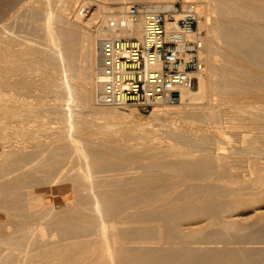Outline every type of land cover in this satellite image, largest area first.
I'll return each mask as SVG.
<instances>
[{"label": "bare ground", "instance_id": "bare-ground-1", "mask_svg": "<svg viewBox=\"0 0 264 264\" xmlns=\"http://www.w3.org/2000/svg\"><path fill=\"white\" fill-rule=\"evenodd\" d=\"M24 1L21 5L19 2L16 3H19L17 9L14 8V4L10 5L9 1L4 5L1 2L3 6L0 8V142L8 143V145L0 146V239H2L0 242L7 244L13 250L16 246H20L21 243L17 245L20 241L19 237L12 238L13 234H11L9 238L6 234L18 226L20 228L31 226L32 224L29 223L43 216L39 215V211L49 207L50 212L46 213L48 218L46 223L52 226L54 231L56 230L57 240L50 239L53 234L47 237L48 240L43 238V232H41L42 235L39 233L41 236H38L39 239L38 237L36 241L33 239L34 243L41 244V247L38 244L41 249L45 247L41 252H37L42 258V260L36 258L41 261L40 264H258L259 261L256 262L253 258L255 251L252 253L246 247L245 250L243 248L242 250H239L240 248L229 249L230 247L222 250L221 248L214 254V249L218 247L220 249L223 244L218 247L210 245L207 247L203 246V243L213 242L214 244L217 240L222 241V238L230 236L229 230L234 232L230 236L232 239H237L238 234H241L239 233L241 229L239 230L237 225H232L224 218V215L234 210L235 204L237 208H240L239 203L241 205L244 201L241 199L240 202L237 190L243 189L241 191L244 192L245 187L251 185V188L257 190L255 191L257 194L259 193L257 196H263L264 193V161H258L259 167L251 169V176V172L255 175L254 181L246 177L245 180L243 174L241 175L243 163L247 157L251 154H262L263 157L264 154L261 148L262 146L264 149V5L260 3V0H219L218 7L221 6L219 9L221 12L226 11L224 17L229 19L225 23L226 28L220 25L223 30H227L224 37L226 36L225 41L228 43L226 45L230 54L228 57L232 60L226 67L219 68L216 87H212L211 80L208 78L210 76H207V69L208 66H214L215 61L208 55L206 37H201L204 43L202 56L204 70L198 76V88L191 91L180 90L178 99L173 103L156 105L152 109L150 118L157 128L152 131L150 128L151 133H147L145 137L135 134L136 130L142 129L141 124L132 125L116 121L117 115L114 113L118 112L122 114L120 116H124L118 108L125 107H107L97 103L99 97L97 84L99 40L104 36L139 38L142 35V21L139 20L124 29L111 30L107 27L109 19L106 21L107 14L104 12L102 16H99H101V21L106 23L103 25L101 22L102 25H99L93 33L89 29L90 22L84 23L80 18L83 16L82 13H76V18L74 16L76 20L73 18L74 21L71 22L66 18L67 22L64 17L66 9L60 5L64 4H59L61 0H58L59 5L56 8H53L56 5L53 2L52 9L49 6L50 10L44 7L48 1L45 3L41 0L43 12L48 11L47 17L41 14L46 17L42 19L48 20L51 24L44 25L46 26L43 30L44 35L39 37L44 23H39L40 19L32 14L31 18L36 17L37 21L39 20L38 23L42 24L41 28L43 27L41 30L37 27L39 32L36 27H33L36 28L35 30L31 28L34 32H38L37 37L41 38L38 42L42 47L38 42L35 43L36 37V39L32 38L36 36L32 30L33 36L30 35L32 33L29 34V31H24L36 41H33L34 44L27 41L29 44L24 45L21 37L19 39V36H16L20 34V32L16 33L21 31L18 27L22 26L23 19L19 20L20 23L22 22L21 25L16 26V35H9L14 30V25L11 23L15 24L13 19L17 17L21 8L29 7L30 11L36 13L37 2L33 1L36 2L33 5L32 1L28 3ZM38 1L40 4V0ZM129 1L115 0V8L110 9L113 19L121 18ZM139 1H143L147 8L153 10H170L174 5V0ZM187 1L189 0H183V2ZM68 2L65 3L68 4ZM194 3L198 14L199 32V29L204 28L207 9L203 0H194ZM32 5L36 10H33ZM41 8L38 7L37 11H41ZM10 11L13 12L9 13ZM97 11L100 12L99 8ZM26 14L20 15L23 17ZM28 17H30L29 12ZM31 24L34 26L35 23L31 22ZM218 27H213L216 29L214 30L215 36L213 34L214 38L220 35L223 37ZM217 31L220 33L219 36H217ZM21 34L23 36V33ZM29 35L26 39L30 38ZM18 39L19 45L22 41L24 46L16 45ZM216 66L220 65L216 64ZM36 90L41 91L43 95L34 96ZM47 94H53V97L46 96ZM44 97H51L52 101L45 103L42 101ZM35 98L36 101H34ZM66 98L69 99L67 101L71 102L72 99L74 101L67 103L64 101ZM91 108H94L97 114L93 112L92 115L105 119L104 123H101L102 121L98 124L94 123L95 118L91 116L89 118L93 120H90L87 118L88 114L85 117L82 116L85 115L82 114L83 111L88 112ZM105 108H112V110L102 111ZM53 120L62 121L65 125L51 126ZM114 127L116 129H113ZM160 127H166V130ZM117 129L123 132L122 135H126L124 137L130 136L132 139L145 140L146 144H144L148 148L142 144L145 149L138 152L134 150V153H131L133 149L130 145L129 148L132 151L126 146L124 153L122 152L124 144L121 145L120 142L118 147L105 144V142L114 143L118 136L115 137L116 139L112 136V142L104 137L111 136L114 134L112 131L117 132ZM194 131L196 134L192 135ZM197 132L202 134H197ZM97 134L101 135V137L98 136L101 141L95 140L94 136ZM165 134L169 135L171 142L163 140L167 138ZM229 137H235L234 140L239 139L240 142H246L248 145L239 148L233 145L232 141L229 144ZM121 138L123 136L119 139ZM138 140L134 139L137 142ZM140 146L137 148L140 149ZM128 149L130 152L127 151ZM86 157L90 158L91 162L93 158L101 160L98 159L100 160L98 165L94 166L89 160L86 162ZM132 158L136 159L134 161L136 164L130 160ZM128 159L132 161V164L126 162L127 165H135L134 167L141 169L143 174L135 173L136 169H131L132 167L130 169L135 172L128 170L126 165L119 163V160L124 162ZM145 159H148V162H144ZM81 164L84 165L81 168L86 167V170L82 168V172L79 170ZM120 164L123 170L120 169ZM244 164L246 165L247 162ZM48 165H52L51 169ZM108 171V175L114 172L109 176L113 179V182L111 181L113 188H109L110 182L108 181L107 185L104 180L95 181L96 185H93L92 175L95 172L100 175ZM225 176L231 179H227L228 185L220 181L226 178ZM248 181L253 183L250 182V184ZM64 186L65 188L62 189ZM178 186H183L184 189L181 190L179 187L181 191L176 189L171 196L172 189L169 187ZM66 187L69 188L70 200L74 199V202L79 204L75 206L77 208L63 207L60 209V203H65L67 199L65 197L69 196ZM80 187H83L82 190ZM84 187L89 193L85 192ZM166 189H170V193ZM64 190L65 194L67 192L66 196L62 193ZM82 192L91 195L90 198H87L88 196L83 198L86 194ZM250 192L249 194L239 193L247 196L242 197L248 198L254 193ZM165 193L170 195H165ZM250 200L242 204L248 206L247 203ZM138 204L142 206H140L139 213L137 212L139 208H136V211L132 209V211L139 214L138 219L141 218L139 224L142 225L141 223H145L146 220L156 221V226L153 227V222L152 226H137L138 219L133 217L135 213H129V211H131L130 207ZM127 214L137 219L136 226H134L133 218L130 219L131 221H128L129 217L124 218ZM6 215L7 221L4 222ZM13 216H20L18 218L22 217V219L16 222ZM123 218L127 222L122 221ZM186 220L188 222L183 224ZM207 220L211 222L210 225L217 226L209 231L207 230L210 225L205 226L206 231L201 227L189 228V225H200L199 223ZM262 221H260L262 227L261 229L259 227L260 232L257 237L264 241V220ZM110 222L116 224L111 223L109 226ZM129 223H133V226H125ZM117 224L121 226L115 227ZM107 225L109 229L111 227V230H107L110 233L105 232ZM183 225L188 226L187 229ZM24 228L21 230L24 231ZM17 233L20 232L17 231ZM32 236L34 237V234ZM201 238L203 242H196ZM194 244H199V246H194ZM0 250L2 251V248ZM10 252L12 253H9L10 255L4 258V261L0 259L3 261L1 264L19 262V259H15L16 254L13 251ZM35 252L33 255L39 256ZM27 254L30 255V253ZM21 258L22 261L23 257Z\"/></svg>", "mask_w": 264, "mask_h": 264}, {"label": "rangeland", "instance_id": "rangeland-1", "mask_svg": "<svg viewBox=\"0 0 264 264\" xmlns=\"http://www.w3.org/2000/svg\"><path fill=\"white\" fill-rule=\"evenodd\" d=\"M8 1H9V3L11 2V4L10 5H13L14 4V8L15 9H17V7H19V5H21V3H23L21 0H19V1H16L15 2V0H0V8H1V6H3L4 4H6V3H8ZM14 1V2H13ZM32 1V3H33V5H34V3H36L37 2V6L38 7H42L41 8V11H42V13H41V11L39 10V11H37L38 10V7H36L37 8V10H36V8H35V6H33V10L35 9L36 10V13L34 12V11H30V8L29 7H27V9L26 8H24V9H20V12L18 13V15H17V17L16 18H14L13 20H14V22H15V24L12 22L11 24H13L14 25V30H13V32H12V34H9V33H11V32H9L8 34L9 35H16V34H18L19 32H20V34L19 35H16V36H19L18 38L20 39V37H21V39L24 41V45H25V43H27V44H29V42H27V41H30V44H34L33 43V41H36L35 43H37L41 38H39V37H43V35H44V32H43V30H45V27L46 26H44V25H47L48 26V24L50 23L48 20H43L44 18H46L47 16H46V13H48V11L46 10V12H43V6H41L42 4H41V2L42 1H44L45 3L48 1H52V0H40V4H39V1L38 0H25L24 2L25 3H28V2H31ZM33 1H36V2H33ZM60 1V0H59ZM113 1V2H112ZM129 1V0H128ZM177 0H174V3L176 2ZM189 1H191V0H189ZM194 1V0H193ZM204 2H205V5H206V17H205V25H204V28L202 27L201 29H203L202 31H201V29H199V34H200V37H203V36H205L206 37V39H207V51H208V55H210L209 57L210 58H212L213 59V61H215V63L213 64L214 66H208L209 68L207 69V76H210V77H208L210 80H211V85H212V87H216V81L218 80L217 79V77H219L218 76V73H219V68L221 67V69L222 68H224V67H226L227 65H228V62H230L231 60H232V58H230V57H228V55H230L229 54V50H228V46H226L228 43H226L227 41H225L226 40V36L224 37V33H226L227 32V30H223V28H222V26L224 27V28H226L227 26H226V21H227V19H228V17H226V20H224L225 19V17H224V15H225V9H224V11L225 12H221V9H219V8H221V6H219L218 7V3L220 2L219 0H203ZM261 1H264V0H260V3L262 4V5H264V2H261ZM3 3V5H2V3ZM17 2H19L18 4H16ZM43 2V3H44ZM46 3L45 5H44V7L46 8V9H48V10H50L49 9V6H51V4H53L54 5V3L53 2H55L56 3V5H54V7L53 6H51L50 8L52 9V7L53 8H56V6L58 7V5L60 4V3H63L64 5H62V4H60L61 6H64L65 7V9H66V12H64L65 13V15H64V13H63V15H64V17H65V20H66V18H67V20L69 21V22H71V21H74L73 20V18H74V16H75V18H76V13L78 14H80V13H82V15L83 16H80V18H82V21L85 23H87L88 21L90 22V27H89V29L94 33V30H96V28L99 26V25H102V24H100L102 21H101V16H102V13H104V14H107L106 16H107V19H106V21L109 19H111L112 18V13H111V10H113L114 8H115V4H114V2H115V0H70L69 2H68V0H64V2H63V0H61L60 2H59V4L57 3L58 2V0H53L52 1V3L50 2V3ZM65 2H68V4L67 3H65ZM72 2V3H71ZM74 2V3H73ZM143 3V1L141 2V1H139V0H131V1H129V2H127V5L128 6H130V5H132V4H142ZM47 4H49L48 5V7H46V5ZM65 4H67L66 6H68L69 4L71 5H69L68 7H66L65 6ZM89 4V5H88ZM144 4V3H143ZM9 5V4H8ZM16 5H18V6H16ZM102 7V9H100V7ZM107 5V6H106ZM127 6V7H128ZM70 7V8H69ZM29 8V9H28ZM98 8H99V10H100V12L99 11H97L98 10ZM40 9V8H39ZM64 9V10H65ZM108 9V10H107ZM111 9V10H110ZM24 12H22V11ZM32 10V9H31ZM106 10V11H105ZM222 10H223V8H222ZM45 11V10H44ZM69 11V12H68ZM108 11H109V13H108ZM13 11H10L9 13H12ZM22 12V13H21ZM25 12H27V14L25 13ZM28 12H29V16L30 17H28ZM37 12H39L38 14H39V16H38V14H37ZM66 13H67V15H66ZM97 13V14H96ZM223 13V14H222ZM227 13V12H226ZM20 14H22V15H24V14H26V16H21ZM31 14V15H30ZM32 14H35V16H37V19H40V22H39V20L37 21V19H36V17H34L35 19H33V18H31L32 17ZM41 14L42 15H45V16H41ZM112 14V15H111ZM21 16V18H20V16ZM99 15H101V16H99ZM18 16H19V19H18ZM30 18V19H33L34 21H36V22H34L33 20H30V19H28V18ZM40 17V18H39ZM42 17H44L43 19H42ZM74 18V19H75ZM16 19V20H15ZM23 19V23H22V26H20V27H18V25L20 24L21 25V23H20V21ZM24 19H25V21H24ZM28 21H27V20ZM42 19V20H41ZM48 19V18H47ZM12 20V21H13ZM20 20V21H19ZM66 20V21H67ZM76 20V19H75ZM229 20V19H228ZM30 21V22H29ZM47 21V22H46ZM67 21V22H68ZM92 21V22H91ZM17 22H18V24H17ZM25 22V23H24ZM31 22L32 23H35L34 24V26H33V24H31ZM44 23L43 24V29L41 28V26H42V24L40 25L39 23ZM52 22V21H51ZM27 23V24H26ZM30 23V24H29ZM103 23V22H102ZM106 23V22H105ZM105 23H103V25L105 24ZM17 24V25H16ZM29 24V25H28ZM38 26H37V25ZM51 24V23H50ZM49 24V25H50ZM208 24V25H207ZM222 26H221V25ZM224 24V25H223ZM28 26V28H27V26ZM39 25H40V27H39ZM54 25V24H53ZM215 25H220L219 27L218 26H215ZM18 27V30H21V31H18L17 32V27ZM207 26H209L208 28H210V29H208L207 28ZM33 27H38L40 30L42 29V31H40L38 28L36 29V28H33ZM213 27H218V29H221V30H218L221 34H223L222 36L223 37H221V35L219 36V32H218V35L217 36H219V37H215L214 38V36H215V32H214V30H216L215 28H213ZM19 28H21V29H19ZM23 28V29H22ZM26 28V29H25ZM31 28H33L34 30L36 29V30H38V32H39V37H37V31H33ZM207 28V29H206ZM28 29V30H27ZM16 30V31H15ZM24 30H26V31H29V34L30 33H32L31 32V30L33 31V33L35 34L36 33V36L32 33V34H30V35H34V37H32V36H30L27 32V35H29L30 36V38L28 37L27 39H26V34H25V31ZM197 30H198V26H197ZM210 30H211V32H210ZM24 31V32H23ZM15 32H17L16 34H15ZM208 32H210L209 34H208ZM214 32V33H213ZM7 33V32H6ZM21 33H23V36H22V34ZM206 33L208 34V35H206ZM8 34H5V36H8ZM213 34H214V36H213ZM26 35V36H25ZM208 36V37H207ZM209 36H211V37H209ZM24 37H25V39H24ZM33 39H36V40H32V38ZM36 37V38H35ZM15 39H16V37H14ZM39 38V39H38ZM220 38V39H219ZM19 39H18V41H16V45L17 46H19V47H21L23 44H22V41H21V45H19L20 43H19ZM224 39V40H223ZM17 40V39H16ZM218 42V44H217V42ZM32 42V43H31ZM224 42V43H223ZM40 42H38V44H39ZM23 45V46H24ZM39 45H41V44H39ZM223 45V46H222ZM41 47H42V45H41ZM97 46H95V48H96ZM209 49H210V51H209ZM217 51V52H216ZM219 51V52H218ZM218 53V54H217ZM220 53V54H219ZM225 56V57H224ZM228 57V59H226ZM83 64V63H82ZM216 64L218 65H220V66H216ZM224 66V67H223ZM205 67H206V63H205ZM214 67V68H213ZM208 74H210V75H208ZM198 81H199V79L195 82V85H194V88H193V90H196L197 88H198ZM38 90H36V91H34V96H36V95H38V94H40L39 95V97L40 96H42L43 94L42 93H40V92H37ZM46 96H51V97H53V94H47ZM51 97H44L43 98V100L42 101H44L45 103H47V102H50V101H52V99H51ZM47 99H49V101L47 100ZM55 99V98H54ZM53 99V100H54ZM72 99V98H71ZM70 99V100H71ZM67 100H69V99H67L66 98V100H64V101H66L67 103H71L72 101H74L73 99L71 100V102L70 101H67ZM34 101H36V98L34 99ZM33 101V102H34ZM156 106H154L153 108H150V109H148V110H141V109H137V108H135V107H132V106H126L125 108H118V111H120L121 113H123V115L124 116H120V115H122V114H119L118 112H115L114 114L115 115H117V119H116V121H122V122H126V124H134V125H137V124H141L142 125V129L141 130H136L135 131V134L137 135V136H141V137H145V135L147 134V133H151V131H152V129L154 130V129H156L157 128V126H154V123H152V122H154L153 120H151V112L153 111L152 109H154ZM107 110H112V108H105V110H102V111H107ZM92 112V113H91ZM95 113V115H97L96 114V111L94 110V108L92 109H90V111H83V113L82 114H85V115H82V116H86L87 114L89 115L87 118H89V117H91V118H95V120L93 121L94 123H96L97 122V124L98 123H100L101 121V123H104L105 122V119H101L100 117L99 118H97V116H94V115H92V114H94ZM122 117H124V118H122ZM132 118V119H131ZM163 118V117H162ZM90 119V118H89ZM93 119H90V120H93ZM130 121V122H129ZM54 123V124H53ZM60 123V124H59ZM62 124V125H61ZM63 125H65L64 124V122H62V121H58V120H53V122H52V124H51V126H54V127H62ZM146 125V126H145ZM149 127V128H148ZM153 127V128H152ZM151 128V129H150ZM161 129H163V130H166V127H160ZM113 129H116V127H114ZM112 129V130H113ZM151 131H150V130ZM118 130V129H117ZM119 131V132H118ZM117 132L114 130V131H112L114 134H112L111 136L109 135L108 137H104V139H110V141L112 140L111 139V137L112 136H114V139H116L117 138V136H118V140L116 139V140H114V143L112 142V143H110L109 144V142L108 143H106L105 142V140H103L104 142H105V144H108V145H110V146H113V147H118L120 144L122 145V144H126L127 142H129L128 143V145L126 144L125 146L124 145H122L123 146V150H122V152L125 150L124 149V147H126V146H128V148H129V146L130 145H132L133 147H135V148H133L132 146H130V148H132L133 149V151L131 152V153H134V150L135 151H142L143 150V148L145 149V147H147L148 148V146L147 145H145L146 144V142H145V140H143V139H137V138H133L132 139V137H130L129 135V137H124V136H126V135H122V133L123 132H121V130H118ZM121 133V134H120ZM194 134H196V131H194V132H192V135H194ZM197 134H202L201 132H197ZM121 135V136H120ZM98 136H100L101 137V135L100 134H97V136L95 135L94 137L96 138H94L95 140H98V141H101V140H99L100 138L98 137ZM123 136V138H121V139H119L120 137H122ZM162 136H164V134L162 135ZM167 136V134H165V137ZM169 136V135H168ZM167 136V138H163V140H165V141H167V142H171V138L170 137H168ZM116 137V138H115ZM124 138H125V140H127V141H125L124 140ZM170 138V139H169ZM134 139L135 140H138V142L137 141H134ZM232 139V140H231ZM234 139H236L235 137H229L228 138V140H229V144L231 143V141H232V144L233 145H237L239 148H242V147H246L248 144L245 142H243L241 139V141L243 142H240L239 141V139L238 140H234ZM124 140V141H123ZM102 141V142H103ZM107 141H109V140H107ZM237 141V143H235ZM3 142H5V141H1L0 142V146H5V145H8V143H3ZM103 142V143H104ZM116 142V143H115ZM119 142H120V144H119ZM138 144H137V143ZM143 142V143H142ZM2 143H3V145H2ZM145 143V144H144ZM113 144V145H112ZM134 144V145H133ZM145 146H143V145ZM231 144V145H232ZM142 147H141V146ZM122 146H120L121 148L120 149H122ZM140 146V149H138L137 147H139ZM261 148H262V150H264L263 149V147L261 146ZM127 150L128 152H130V150ZM150 150V149H149ZM126 151H124V153H125ZM148 152V151H147ZM252 155H254V156H252ZM258 156H260L261 158H259ZM252 157V158H251ZM255 157V158H254ZM263 157H264V154H263ZM262 157V154H251L250 155V157H247L246 159H245V161H244V163H246L247 162V166L243 163V168H242V170H241V175L243 174V179H245L246 180V178L248 179V180H251V179H249V178H252V181H254V177H255V175L253 174L254 172H251L252 173V176H251V174H250V171H252L251 169H256V168H258L259 167V162L258 161H264V158ZM248 158H250L249 160H248ZM90 159V158H89ZM89 159H87V157H86V162L89 160ZM98 159H100V158H98ZM98 159H96L95 158V160H94V158H93V161L92 162H96V163H92L90 160V162H91V165H93L94 164V166H96V165H98V163H99V161L101 160H98ZM92 160V159H91ZM97 160H98V162H97ZM129 160V159H128ZM122 161V162H120L121 160H119V163H121L122 165H126L127 167H128V170H131V169H133V168H135L133 165H129V164H132L131 162L132 161H130V160H133V158L132 159H130L129 161ZM136 159H134L133 160V164H136V162L134 163V161H135ZM243 160H244V158H243ZM247 160V161H246ZM88 161V162H89ZM126 162H129V164L127 165V163ZM144 162H148V159H145V161ZM250 163H252V164H250ZM89 164V163H88ZM121 164H120V169L121 170H123V166H121ZM83 164H81L80 165V168H79V170H81V172H82V170L85 168V170H86V167H82L81 168V166H82ZM245 165V166H244ZM84 166V165H83ZM51 167H52V165H48V168L49 169H51ZM132 167V168H131ZM87 168H89V167H87ZM131 168V169H130ZM246 168H247V170H246ZM136 169V168H135ZM139 169V168H138ZM136 169V172H135V170H131V171H134L135 173H139V175L140 174H143V173H141V172H143L141 169ZM244 169L246 170V171H244ZM243 172V173H242ZM246 172H247V174H246ZM96 173H98V172H95V174H93L92 175V181L94 182L93 183V185H96V183H95V181H100L101 182V180H104V182L107 184V182L109 181L110 182V186H109V188H113V184H112V182H113V179L112 178H110L109 176L110 175H112V173H114V172H112V173H110V175H108L109 174V171L106 173H100V175L99 174H96ZM261 173H263V172H261ZM262 176H263V174H261ZM9 176V175H8ZM11 176V175H10ZM101 177L100 179H98L99 177ZM102 176H103V178H102ZM104 176H105V178H104ZM228 176V175H227ZM93 177H96V178H94L93 179ZM160 177V176H159ZM226 177V176H225ZM246 177V178H245ZM161 178V177H160ZM175 178V177H174ZM177 179H179L178 177H176ZM172 179H173V177H172ZM171 179V180H172ZM176 179V180H177ZM225 179V180H224ZM227 179H230V177L228 178V177H226V178H223L222 180H220L221 181V183L222 184H225V185H228V183L229 182H227L228 180ZM175 180V179H174ZM175 180V181H176ZM231 180V179H230ZM112 181V182H111ZM199 181V180H198ZM219 181V182H220ZM223 181V182H222ZM224 181H226V182H224ZM264 181V180H263ZM249 183L251 182V181H248ZM221 183H218V184H221ZM248 183V184H249ZM251 183H253V182H251ZM250 183V184H251ZM108 185V184H107ZM112 185V186H111ZM66 186H68V185H66ZM247 186V185H246ZM250 186V187H249ZM249 186H247V187H245V189L247 188V190H245L244 189V192L243 191H241V190H243V189H241L240 191L239 190H237L236 191V193H237V195L240 197L239 199H240V202L242 201L241 199H243L244 201H242V203L243 202H245V201H247L248 199L250 200V199H252V200H250L249 201V203H247L248 204V206L247 205H244V204H242L241 203V205H240V203H239V207L240 208H237L238 206H237V204H235V206H234V210H232V212H227L228 214L225 216L224 215V218H226V221L227 222H231V224L233 225V224H235V226L237 225V228L240 230V232L239 233H241V234H238V237H239V239H238V237H237V239H235V238H233L232 239V237H230L231 236V233L233 234L234 232H232V230H229L230 232V236L229 235H227L228 237V239L227 238H222V241L221 240H217V241H215L214 242V244H213V242L212 243H210V244H206V243H203V246H207V247H209V245L210 246H219V245H221V244H223V245H221L220 246V249H219V247H218V249L216 248V249H214L215 251L213 252L214 254L215 253H217V252H219L220 250H221V248H222V250L224 249V248H229V249H231V248H234V249H237V248H240L239 250H242L241 248H243L244 250H245V247H246V249L248 248V250L250 249L251 251H252V253H254V251H255V257L253 256V258H254V260L257 262V261H259V262H257L258 264H264V250H263V247H264V241L263 240H261V239H259L257 236H258V232H260V229H261V227H262V225H261V222H263L262 221V219L264 220V193H263V196L261 195H259V196H257L258 194H257V192H255V191H257V190H253L252 188H251V185H249ZM68 187H70V186H68ZM68 187H66V191L68 192V194H69V196L67 195V192H66V194L64 193L65 192V190L64 191H62V193L63 194H65V196L67 195V197H65L64 195V197H65V199H66V201H65V203H60V205H61V207H60V209H62L63 207H68V208H74L76 205H79V204H77L76 202H74V199H71L70 200V192H69V188ZM94 187V186H93ZM179 187L181 188V190H183L184 189V187L183 186H178V187H169L170 189H172L171 190V193H170V189L168 190V189H166V190H168V192L171 194V196L174 194L173 192H175L174 190H178L179 189ZM65 188V186L62 188V189H64ZM81 188V190H82V188L83 187H80ZM183 188V189H182ZM249 188H251L250 190H249ZM84 189H85V192L87 191L88 193H89V191L88 190H86V188L84 187ZM83 189V190H84ZM80 190V191H81ZM180 189L178 190V191H181ZM251 191V192H250ZM85 192H82V193H85ZM166 192V191H165ZM245 193V194H249V192L250 193H252V192H254V193H252V194H250V196L248 197V198H245V197H247L246 195H244V194H240V193ZM81 193V192H80ZM168 193V194H169ZM86 194V193H85ZM84 194V195H85ZM168 194H166L165 193V195H168ZM169 194V195H170ZM253 194H254V196H257V197H254L253 196ZM256 194V195H255ZM260 194H262V193H260ZM83 195V194H82ZM245 196V197H242V196ZM86 196H88L87 198H90V196H89V194L87 195H85V196H83V198H86ZM254 198H253V197ZM251 197V198H250ZM68 198H69V200H68ZM68 201H71V202H73V203H70V202H68ZM248 202V201H247ZM246 204V203H245ZM243 205V206H242ZM70 206V207H69ZM140 206H141V204H138L137 206L135 205V206H132V207H130L131 208V211H129V213L130 212H132V213H135V211H136V208L138 209L137 210V212L139 213V211L141 210L140 209ZM142 207V206H141ZM235 207H236V209L238 210H236L235 211ZM75 208H77V207H75ZM129 209V208H128ZM132 209L133 210H135V211H132ZM42 211H39L40 213H39V215H43L42 217H38L37 218V221H33V223H29L30 225L32 224L33 225V227H32V225L31 226H28L27 225V227L26 228H24V227H22L21 226V228H24V231H23V229L21 230V228H20V226H18V227H16V229L14 228V229H11L9 232L10 233H7L6 234V237L8 236L9 238H11V234H13V236H12V238H14V236L15 237H19L18 239H20V241L18 242V244L17 245H20V243H21V245L20 246H16V248L14 249L15 250V252H14V250H13V248H11L10 249V247L9 246H7V244H5L4 245V243H1L0 242V249L2 248V251L0 250V259H4V258H6L8 255H10L9 253H12V252H10V251H13V253H15L16 254V260L17 259H19V262H17V264H40V262L41 261H39V260H42V258L40 257V255L39 254H37V252L39 253V252H41L42 250H44V248H43V246H42V248L43 249H41L40 247H41V244H39V242H35L36 243V245H35V243H34V240L36 239L37 240V237L39 236V237H41L40 235H39V233H41V232H43V238H45V239H47V237H49V236H52V234H53V237H50V239L52 238L53 240H57V232H56V230L54 231V228L51 226H49L47 223H46V221L48 220V218L46 217V215L50 212L49 210V207L47 208V207H45V208H42L41 209ZM88 210V209H87ZM130 210V209H129ZM44 211H45V213H44ZM89 211V210H88ZM235 211V212H234ZM47 213V214H46ZM131 213V214H132ZM45 214V215H44ZM226 214V213H225ZM128 215V216H127ZM126 216L124 215V218L125 217H129L127 220L128 221H131L130 219L131 218H133V217H135V218H137L138 219V215L139 214H137V213H135V215L133 216V214H132V216L130 215V214H127ZM130 215V216H129ZM137 215V216H136ZM6 218V220L4 219V222H6L7 221V215L5 216ZM18 217H20V216H18ZM18 217H16V216H13V219H14V221H16V222H19L21 219H22V217L21 218H18ZM44 219V220H42V219ZM45 218H46V220H45ZM122 219V221H124V222H127L126 221V219ZM232 218V219H231ZM19 219V220H18ZM132 219V220H134V226H136V222L138 221V224H137V226H152V224H153V227L154 226H156L157 225V222L156 221H147V223H146V221H145V223L143 222L144 220H142V222L143 223H141L142 225H140L139 224V220L141 221V218L140 219ZM18 220V221H17ZM38 220H39V222H38ZM42 220V221H41ZM137 220V221H136ZM41 221V222H40ZM261 221V222H260ZM36 222V223H35ZM43 222V223H42ZM48 222V221H47ZM153 222V223H152ZM186 222H188L187 220L185 221V222H183V224L184 223H186ZM206 222V223H205ZM111 223L112 222H110V224H109V226L111 225ZM133 223H129V224H125V226H133L132 224ZM152 223V224H151ZM156 223V224H155ZM210 221L209 220H207V221H203V222H201V223H199L200 225H197L196 224V226L195 225H189L190 227L189 228H204L205 229V231L207 230L206 228H205V226L206 227H208V225H210ZM42 224V225H41ZM108 224V223H107ZM112 224H116V223H112ZM145 224V225H144ZM204 224V225H203ZM38 227H37V226ZM41 225V226H40ZM43 225H45V226H43ZM261 225V226H260ZM36 226V227H35ZM40 226V227H39ZM108 226V225H107ZM109 226H108V228H106V233L109 231V230H111V227H110V229H109ZM119 226H121L120 224H117V225H115V227H119ZM184 226V225H183ZM194 226V227H193ZM217 226V225H216ZM216 226H214V225H210L209 226V228H208V230L207 231H209L210 229H214V227H216ZM244 226V227H243ZM30 227V228H29ZM46 227V228H45ZM188 227V226H187ZM187 227L186 226H184V228L185 229H187ZM259 227H260V229H259ZM31 230H29V229ZM38 228V229H37ZM49 228V229H48ZM52 228V230L50 231V229ZM183 228V229H184ZM242 228H244V230L242 229ZM26 229V230H25ZM37 229V231H35ZM39 229H40V232H39ZM109 229V230H108ZM258 229V230H257ZM13 230H14V233H13ZM16 230V231H15ZM28 230V231H27ZM46 230H47V232H46ZM50 231V233H49V231ZM108 230V231H107ZM257 230V231H256ZM17 231L18 232H20L19 234L17 233ZM33 231V232H32ZM35 231V232H34ZM242 231V232H241ZM23 232V233H22ZM28 232V234L26 235V233ZM54 232V233H53ZM244 232V233H243ZM252 232H254L253 233V236H252ZM17 233V234H16ZM37 233V235H35ZM108 233H110V232H108ZM247 233H249L248 235H249V237H248V235H247ZM9 234V235H8ZM22 236H21V235ZM25 234V235H24ZM32 234H34V237L36 236V238H34L33 236H32ZM47 234H48V236H47ZM237 234V233H236ZM17 235V236H16ZM41 235H42V233H41ZM55 235V236H54ZM246 235V236H245ZM25 238H24V237ZM31 236V237H30ZM233 236V235H232ZM235 236V235H234ZM251 236V237H250ZM1 237V236H0ZM39 237H38V239H39ZM27 238V239H26ZM54 238H56V239H54ZM242 238V239H241ZM16 239V238H15ZM23 239H25L24 241H23ZM32 241L33 239V241L31 242L30 240ZM49 239V238H48ZM47 239V240H48ZM227 240V241H224V240ZM252 239V240H251ZM255 241H257V242H255ZM0 240H2V239H0ZM29 240V241H28ZM35 240V241H36ZM203 242V240H202V238L201 239H197V241L196 242ZM204 241H206V240H204ZM207 241H209V240H207ZM218 241H219V243H218ZM236 241V242H235ZM247 241V242H246ZM249 241V242H248ZM259 241V242H258ZM24 242V243H23ZM228 242V243H227ZM230 242V243H229ZM241 242H244V244L242 243L241 244ZM250 242H251V244H250ZM262 242V243H261ZM23 243V244H22ZM25 243H27L26 244V246L24 245ZM31 244V243H33L32 245H29V244ZM247 243V244H246ZM259 243H261V244H259ZM40 245V247H39V245ZM212 244V245H211ZM241 244V245H240ZM249 244V245H248ZM258 244V245H257ZM24 245V246H23ZM199 246V244H194V246ZM201 245V244H200ZM233 245H235V246H233ZM238 245V246H237ZM245 245H247V246H245ZM253 245H255V246H253ZM32 246L34 247L35 246V248H32ZM193 246V245H192ZM232 246V247H231ZM240 246V247H239ZM249 246V247H248ZM252 246V247H251ZM257 246V247H256ZM263 246V247H262ZM25 247H26V249H25ZM28 247H30V248H28ZM40 249H39V248ZM213 247V248H214ZM255 247L257 248V249H255ZM212 248V247H211ZM8 249V250H7ZM18 249V250H17ZM19 249H21L20 251H19ZM30 249V250H29ZM39 249V250H38ZM262 249V250H261ZM4 250V251H3ZM10 250V251H9ZM25 250V251H24ZM33 250V251H32ZM36 250H38V251H35ZM29 251H31V252H29ZM260 251H263V252H260ZM4 252V253H3ZM24 252V253H23ZM33 252V253H32ZM34 252H35V254H37V255H39V256H34L33 254H34ZM26 253V254H25ZM27 253H30V255L29 254H27ZM260 253V254H259ZM261 253H263V254H261ZM5 254H7V255H5ZM33 256H32V255ZM260 256H259V255ZM3 255H5V257H3ZM27 255V256H26ZM29 255V256H28ZM27 257V259H24V258H26ZM3 257V258H2ZM21 257H23V260L21 261ZM30 257H32V258H30ZM38 257V258H37ZM261 257V258H260ZM37 258V259H39V260H37L36 259V261H38V263L35 261V259ZM259 259V260H258ZM261 259V260H260ZM2 260H0V264H1V262H3ZM22 263H21V262ZM29 261H30V263H29ZM32 261V262H31ZM263 261V262H262ZM24 262V263H23ZM34 262V263H33ZM36 262V263H35ZM255 262V263H256ZM16 263V262H15ZM13 264V263H12ZM42 264V263H41Z\"/></svg>", "mask_w": 264, "mask_h": 264}, {"label": "built area", "instance_id": "built-area-1", "mask_svg": "<svg viewBox=\"0 0 264 264\" xmlns=\"http://www.w3.org/2000/svg\"><path fill=\"white\" fill-rule=\"evenodd\" d=\"M139 20L143 26L139 38L99 40V105L148 110L173 103L180 90H193L204 70L194 1L177 0L170 10L132 4L120 19L108 20L107 27L124 29Z\"/></svg>", "mask_w": 264, "mask_h": 264}]
</instances>
